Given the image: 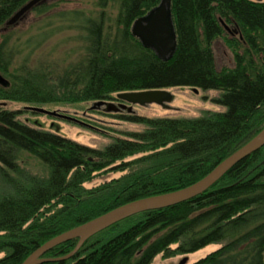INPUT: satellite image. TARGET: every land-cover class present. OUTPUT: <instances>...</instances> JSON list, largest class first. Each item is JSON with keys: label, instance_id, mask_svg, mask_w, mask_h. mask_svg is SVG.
<instances>
[{"label": "trees", "instance_id": "obj_1", "mask_svg": "<svg viewBox=\"0 0 264 264\" xmlns=\"http://www.w3.org/2000/svg\"><path fill=\"white\" fill-rule=\"evenodd\" d=\"M28 1L0 0V29ZM160 1L120 0L114 36L104 12L62 13L83 32L82 54L66 65L17 64L11 33L1 37L0 73L9 83L0 82V264H21L51 238L116 207L193 184L264 128V0H172L177 49L167 61L131 32ZM32 9L48 6L42 0ZM228 25L234 30L225 35ZM222 37L233 64L219 68L214 43ZM172 86L221 90L215 102L226 110L194 118L130 115L125 119L143 131L96 148L28 124L2 104L101 100ZM110 171L127 172L85 186ZM77 242L53 247L43 255L53 260L40 264H151L160 253L189 254L213 243L220 247L191 264H264V146L205 192L116 222L59 260Z\"/></svg>", "mask_w": 264, "mask_h": 264}, {"label": "rangeland", "instance_id": "obj_2", "mask_svg": "<svg viewBox=\"0 0 264 264\" xmlns=\"http://www.w3.org/2000/svg\"><path fill=\"white\" fill-rule=\"evenodd\" d=\"M45 2L48 6L46 12L31 9L15 24L0 29V40L4 34L11 33L10 46L16 49L17 64L28 58L33 65H40L42 62L54 64L59 62L66 65L80 57L83 32L75 27V23L69 19L71 16L62 17L64 12L79 9L96 18L104 12L106 31L112 36L117 33L116 18L120 0H106V6L100 4L101 0H45ZM226 28L225 35L234 30L229 25ZM214 49L219 68L233 64V53L223 37L215 41ZM164 89L170 93L171 98L161 104H132L119 98V93H114L107 99L43 105L9 100L5 101L4 107L20 110L19 119L28 124L60 133L96 148H104L117 137H128L131 132L143 131L145 125L125 119L130 115L194 118L206 111L226 110L225 106L215 102L221 95V90H204L190 86H172ZM28 106L58 111L71 119L31 112L25 109ZM28 164L35 171L41 169L31 159ZM125 172L127 171L100 172L94 179L86 182L85 186L90 188L99 185L106 180L120 177ZM176 246L177 244L173 245L174 248ZM218 247L219 244L213 243L189 254L164 256L160 253L151 264H177L184 256H188V263L191 264Z\"/></svg>", "mask_w": 264, "mask_h": 264}, {"label": "water", "instance_id": "obj_3", "mask_svg": "<svg viewBox=\"0 0 264 264\" xmlns=\"http://www.w3.org/2000/svg\"><path fill=\"white\" fill-rule=\"evenodd\" d=\"M41 1L42 0H29L13 14L7 22L8 25L18 22L28 11ZM131 32L145 47L153 49L162 60L167 61L171 59L177 49V33L172 13V0H161L157 6L153 7L145 15L138 17L132 24ZM0 82L5 85L9 83L6 77L1 73ZM118 97L132 104L139 103L144 105L149 103L161 104L169 100L171 95L163 88L125 91L120 92ZM2 104L5 105L6 102H2ZM27 108L49 115L71 119V117L65 116L58 111H51L43 107L28 106ZM263 146L264 128L248 143L232 153L214 167L207 175L193 184L171 192L137 199L116 207L51 238L34 250L21 264H40L45 261L53 260L52 258H44L43 255L63 242L78 238L74 250L65 257L59 258V260L68 258L72 256L88 238L116 222L143 211L164 208L189 200L208 190L238 162ZM177 264H189L188 256L181 258Z\"/></svg>", "mask_w": 264, "mask_h": 264}]
</instances>
